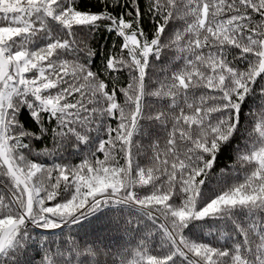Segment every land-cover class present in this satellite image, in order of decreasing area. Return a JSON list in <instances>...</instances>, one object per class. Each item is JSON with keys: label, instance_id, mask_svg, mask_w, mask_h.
Returning a JSON list of instances; mask_svg holds the SVG:
<instances>
[{"label": "snow or ice", "instance_id": "snow-or-ice-1", "mask_svg": "<svg viewBox=\"0 0 264 264\" xmlns=\"http://www.w3.org/2000/svg\"><path fill=\"white\" fill-rule=\"evenodd\" d=\"M0 264H264V0H0Z\"/></svg>", "mask_w": 264, "mask_h": 264}]
</instances>
